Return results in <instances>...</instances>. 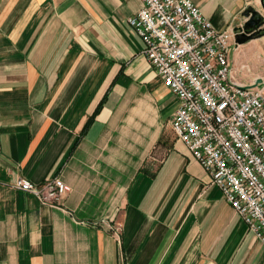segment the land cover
<instances>
[{
	"label": "crops",
	"instance_id": "1",
	"mask_svg": "<svg viewBox=\"0 0 264 264\" xmlns=\"http://www.w3.org/2000/svg\"><path fill=\"white\" fill-rule=\"evenodd\" d=\"M194 1L221 30L252 4ZM141 4L0 0V264H264L173 128L178 97L128 21ZM229 57L237 80L264 79V35ZM55 175L60 207L11 185Z\"/></svg>",
	"mask_w": 264,
	"mask_h": 264
},
{
	"label": "built area",
	"instance_id": "2",
	"mask_svg": "<svg viewBox=\"0 0 264 264\" xmlns=\"http://www.w3.org/2000/svg\"><path fill=\"white\" fill-rule=\"evenodd\" d=\"M141 2L128 21L178 97L177 136L264 245V88L233 76V27L218 29L194 0ZM11 185L56 207L71 191L61 175L41 183L17 177ZM112 228L119 236L120 225Z\"/></svg>",
	"mask_w": 264,
	"mask_h": 264
},
{
	"label": "water",
	"instance_id": "3",
	"mask_svg": "<svg viewBox=\"0 0 264 264\" xmlns=\"http://www.w3.org/2000/svg\"><path fill=\"white\" fill-rule=\"evenodd\" d=\"M264 8V0H260ZM245 20L233 27L235 32L236 44H241L250 41L253 38L264 35V14L253 4L247 5L243 11ZM248 86L264 87V79L258 77L253 83Z\"/></svg>",
	"mask_w": 264,
	"mask_h": 264
},
{
	"label": "rangeland",
	"instance_id": "4",
	"mask_svg": "<svg viewBox=\"0 0 264 264\" xmlns=\"http://www.w3.org/2000/svg\"><path fill=\"white\" fill-rule=\"evenodd\" d=\"M256 8H258L259 10H261V12H263V14H264V8H263V6H262V3H261V1L260 0H252V2H251ZM241 75H243V76H247V77H252V76H254V75H257V74H241ZM264 75V74H263Z\"/></svg>",
	"mask_w": 264,
	"mask_h": 264
},
{
	"label": "bare ground",
	"instance_id": "5",
	"mask_svg": "<svg viewBox=\"0 0 264 264\" xmlns=\"http://www.w3.org/2000/svg\"><path fill=\"white\" fill-rule=\"evenodd\" d=\"M264 88V87H263Z\"/></svg>",
	"mask_w": 264,
	"mask_h": 264
}]
</instances>
